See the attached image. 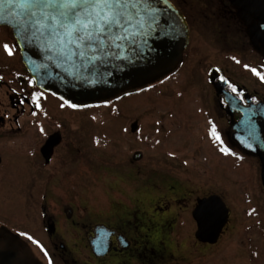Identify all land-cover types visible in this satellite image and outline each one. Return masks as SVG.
Returning <instances> with one entry per match:
<instances>
[{
    "label": "flooded vegetation",
    "instance_id": "obj_1",
    "mask_svg": "<svg viewBox=\"0 0 264 264\" xmlns=\"http://www.w3.org/2000/svg\"><path fill=\"white\" fill-rule=\"evenodd\" d=\"M167 1L187 24L188 44L182 64L146 88L155 95L172 92L176 97L172 108L184 103L181 119L172 116L175 121L168 136L179 131L191 137L190 125L194 118H201L203 131L198 142L204 162L215 160L221 165L224 161L232 168L238 161H248L259 167L261 183L258 193L247 201L251 204L247 212L258 217L261 208L264 237L260 157H264V0ZM5 45L12 49L11 56ZM32 81L13 31L0 26V264H171L172 220L165 222L167 232L158 234L149 221V226L141 227L145 220L137 213L136 234L131 236L121 229L118 216L113 223L96 221L72 202L60 204L55 192L47 196L57 189L52 182L60 175L75 176L78 163L86 165L92 158L89 141L78 139L59 120L60 113L88 114L107 102L73 108L69 105L74 104ZM188 85L195 89L194 95ZM168 86L174 88L166 89ZM41 94L37 106L33 97ZM191 96L195 111L187 106ZM213 126L220 140L211 135ZM167 139L171 142L174 137ZM91 141L93 144V138ZM80 172L89 179L85 169ZM168 188L169 193L160 191L162 196L156 202L146 201L149 205L160 202L165 208L162 215L176 207L173 203L187 200L185 195L172 199L178 185ZM213 196L223 201L215 192L196 199L193 221L198 202ZM255 196L261 207L252 205ZM227 208L229 217L222 233L231 222L232 211ZM196 225L195 238L205 244L197 237Z\"/></svg>",
    "mask_w": 264,
    "mask_h": 264
},
{
    "label": "rangeland",
    "instance_id": "obj_2",
    "mask_svg": "<svg viewBox=\"0 0 264 264\" xmlns=\"http://www.w3.org/2000/svg\"><path fill=\"white\" fill-rule=\"evenodd\" d=\"M187 90L194 95L193 86L188 85ZM166 93L155 95L146 88L94 107L88 114L61 112L59 120L65 121L78 139L89 141L92 158L86 165L78 163L75 176L60 175L52 182L57 189L48 191L47 196L55 192L60 204L72 202L81 213H91L96 221L113 223L118 216L121 229L125 228L131 236L136 234L137 213L145 220L140 226H149V221L158 234L167 232L165 222L172 220L171 264H264L262 210H258V217L247 212L251 206L247 201L258 193L261 183L259 167L248 161H238L232 168L224 161L221 165L215 160L204 162L198 142L203 131L200 117L190 125L191 137L175 131L169 134L174 137L170 142L167 137L170 124L175 121L172 116L177 114L181 119L184 103L172 108L176 97L172 92ZM191 100L192 96L187 106L195 111ZM136 121L139 131L134 134L131 125ZM137 152L143 154L140 161L133 160ZM84 169L87 180L81 176ZM169 184L178 185L172 199L185 195L187 200L173 203L176 207L162 215L165 208L160 202L149 205L146 201L156 202L159 195L168 192ZM213 192L230 207L231 222L216 244H201L195 238L197 225L191 212L197 198ZM252 200V205L261 207L256 196ZM162 216L164 219L158 220Z\"/></svg>",
    "mask_w": 264,
    "mask_h": 264
},
{
    "label": "water",
    "instance_id": "obj_3",
    "mask_svg": "<svg viewBox=\"0 0 264 264\" xmlns=\"http://www.w3.org/2000/svg\"><path fill=\"white\" fill-rule=\"evenodd\" d=\"M149 2L155 10L157 23L151 28L146 25L147 34L135 44L127 45L121 58L98 62L95 70L87 72L58 58L43 43L24 39L6 14H0V25L12 29L23 62L40 88L71 104L92 106L145 88L182 64L188 44L185 20L169 1ZM138 130L136 121L131 125V132ZM260 157L264 183V157ZM142 158L141 152L133 155L134 161ZM193 216L198 224L200 241L215 244L227 224L229 210L220 197L213 196L200 200Z\"/></svg>",
    "mask_w": 264,
    "mask_h": 264
},
{
    "label": "snow or ice",
    "instance_id": "obj_4",
    "mask_svg": "<svg viewBox=\"0 0 264 264\" xmlns=\"http://www.w3.org/2000/svg\"><path fill=\"white\" fill-rule=\"evenodd\" d=\"M0 14L11 19L24 39L43 43L85 72L95 70L98 62L121 58L127 45L147 34L146 25L157 23L149 0H0ZM5 50L13 54L8 45ZM41 96L33 97L37 106ZM211 135L220 140L214 126Z\"/></svg>",
    "mask_w": 264,
    "mask_h": 264
}]
</instances>
